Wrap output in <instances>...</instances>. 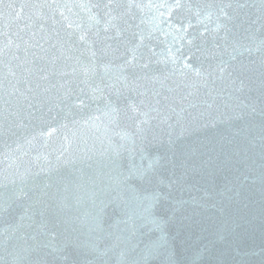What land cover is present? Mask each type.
Returning a JSON list of instances; mask_svg holds the SVG:
<instances>
[{
	"label": "water",
	"instance_id": "obj_1",
	"mask_svg": "<svg viewBox=\"0 0 264 264\" xmlns=\"http://www.w3.org/2000/svg\"><path fill=\"white\" fill-rule=\"evenodd\" d=\"M0 49V264H264V0H2Z\"/></svg>",
	"mask_w": 264,
	"mask_h": 264
},
{
	"label": "snow or ice",
	"instance_id": "obj_2",
	"mask_svg": "<svg viewBox=\"0 0 264 264\" xmlns=\"http://www.w3.org/2000/svg\"><path fill=\"white\" fill-rule=\"evenodd\" d=\"M177 2H178V0H177ZM0 3H2V0H0ZM80 39L81 40H85V37L84 36H81ZM0 52H2V49H0ZM133 59H134V56H133ZM178 59L179 58L177 56H175V55H173L171 57V60H172V63L173 64L177 63ZM184 69H191V65L188 64L187 62H185L183 65H181V69L180 70L183 71ZM191 70L195 71L197 75H200V72H199L198 69H191ZM116 179L118 180L119 178L117 177Z\"/></svg>",
	"mask_w": 264,
	"mask_h": 264
}]
</instances>
